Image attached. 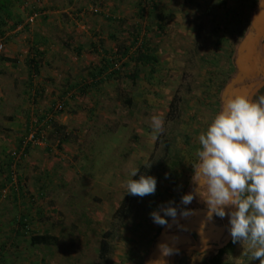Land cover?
Instances as JSON below:
<instances>
[{
  "label": "rangeland",
  "instance_id": "rangeland-1",
  "mask_svg": "<svg viewBox=\"0 0 264 264\" xmlns=\"http://www.w3.org/2000/svg\"><path fill=\"white\" fill-rule=\"evenodd\" d=\"M12 1V17L0 16V264H96L126 181L155 165L156 191L138 199L117 230L112 258L145 264L159 237L179 234L181 223L192 225L195 209H207L205 202L190 207L181 198L195 177L199 135L222 111V94L244 53L238 48L264 2ZM137 32L160 60L132 80L136 66L116 52ZM32 57L40 65L33 79ZM105 57L123 68L111 80H94ZM154 116L163 121L159 133L151 126ZM170 204L178 209L176 221L154 223L150 213ZM180 209L194 214L182 217ZM229 227L227 221L215 244L225 241ZM31 232L59 238L34 246ZM213 237L193 234L190 242ZM224 249V262L260 264L248 241ZM183 255L179 264H186Z\"/></svg>",
  "mask_w": 264,
  "mask_h": 264
},
{
  "label": "clouds",
  "instance_id": "clouds-1",
  "mask_svg": "<svg viewBox=\"0 0 264 264\" xmlns=\"http://www.w3.org/2000/svg\"><path fill=\"white\" fill-rule=\"evenodd\" d=\"M151 126L159 133L163 121L154 116ZM199 143V163L192 178L197 187L194 193L184 195L181 203L188 205L199 195L207 205L208 220L227 214L233 242L248 241L252 259L264 264V95L256 100L246 95L229 97L223 110L199 135ZM137 173L138 169L126 181V193L139 197L154 194L155 177L140 175L133 179ZM226 208L235 210L226 213ZM160 211L150 213L154 223L164 226L166 217L176 221L177 207L170 204ZM193 214L192 210H179L185 218ZM158 247L161 256L155 264H167L165 257L174 249L167 243Z\"/></svg>",
  "mask_w": 264,
  "mask_h": 264
},
{
  "label": "water",
  "instance_id": "water-1",
  "mask_svg": "<svg viewBox=\"0 0 264 264\" xmlns=\"http://www.w3.org/2000/svg\"><path fill=\"white\" fill-rule=\"evenodd\" d=\"M260 2H264V0H260ZM259 8L253 16L252 28L238 48L239 53L242 51L244 53H241V55L239 54L240 56L236 58V74L232 77L222 94V110L225 101L229 97L246 95L250 99L256 100V96L264 88V9L259 11ZM196 187V184L192 182L188 194L194 193ZM203 202L204 201L199 195H195L192 202L186 206L190 205L191 207L196 203L201 206ZM234 210L235 208H226V213ZM195 212H197V216L193 222H190L192 224L191 226L187 225L185 222L181 223L180 228L182 226L181 229L186 230H181V232L175 236L163 234L157 239L145 264H155L160 258L161 253L158 246L161 243H167L174 249L171 256L165 257L167 264H179V259L182 257V254L189 260L194 261V264H203L202 259L205 255L210 256L211 253H216L226 248L232 242L233 239L229 231L225 241L215 244V241H217L216 236H218V238L221 236V229L224 228L227 221L229 222V216L227 214L224 218H220V222L218 221L219 223H215V215H213L211 220L207 219V209L198 208L195 209ZM193 234H197L199 239L202 240H208V235H212L214 236L211 238L213 242L201 244L199 241H195L191 243L190 241H192Z\"/></svg>",
  "mask_w": 264,
  "mask_h": 264
},
{
  "label": "trees",
  "instance_id": "trees-1",
  "mask_svg": "<svg viewBox=\"0 0 264 264\" xmlns=\"http://www.w3.org/2000/svg\"><path fill=\"white\" fill-rule=\"evenodd\" d=\"M13 1L12 0H0V16L2 18V21L4 18L7 16L12 17L13 11H11L10 6L12 5ZM210 12V11H208ZM4 16V17H3ZM18 24V23H16ZM17 26V25H16ZM119 55V60H123L125 58H128L129 62H133L134 65L136 66V71L129 75L128 77L131 78L132 80H136L139 76L140 68L144 67H149L151 70L156 69L158 63H159V57L150 45H148L147 42L142 40L140 42V35H138V32L135 34L133 42L131 43L130 46H124L117 49V52ZM41 54V53H40ZM117 57V56H115ZM114 59L111 57H105L103 66L97 71V73H92V78L97 80L98 77L103 76V80L101 81H106L111 80L113 76L119 75L121 69L115 68L114 64ZM130 63H127V61L124 63L125 66H129ZM28 66H29V74L31 78L33 79L34 76H37L39 74V68L40 65L36 61L34 57L29 59L28 61ZM237 68V66H236ZM98 81V80H97ZM33 85V84H32ZM264 92V89L256 96H260V94ZM125 102L128 104H131L132 101L131 99H126ZM56 132H60L59 129H56ZM170 142L166 141V150L170 148ZM19 148H22L23 146V141L19 144ZM159 166H142L141 170L139 173H137V176L133 177V179H139L140 175H145V176H154V173L156 169ZM189 192V191H188ZM143 197L139 196H133L130 194L126 193V196L123 199L121 207L118 209L117 213L115 214L114 217V223L113 226L111 227V230L104 235H102V239L100 242V250L98 254V261L96 264H114L113 262V253H114V241L116 236L117 230L120 228L124 227L126 225V221L129 218L135 204H137L138 199H142ZM145 200V199H144ZM142 203H145V201H142ZM22 224L24 225L25 228L28 227L27 219L25 217L22 218ZM26 221V222H24ZM118 222V225L116 224ZM29 231V230H28ZM32 234L30 235V242L34 246H51L55 242L58 241L57 236H54L53 234L49 232H44V233H39V232H31ZM232 243L229 245L231 246ZM226 249H222L217 251L216 253H211L210 256H204L202 259L203 264H231L224 262L222 260V256L225 253ZM187 258L184 260L186 261L187 264Z\"/></svg>",
  "mask_w": 264,
  "mask_h": 264
},
{
  "label": "flooded vegetation",
  "instance_id": "flooded-vegetation-1",
  "mask_svg": "<svg viewBox=\"0 0 264 264\" xmlns=\"http://www.w3.org/2000/svg\"><path fill=\"white\" fill-rule=\"evenodd\" d=\"M261 91H262V90H261ZM261 91H260V92H261ZM260 92H259V93H260ZM232 241H233V240H232ZM231 243H232V242H231ZM231 243H230V244H231ZM230 244H229V245H230ZM229 245H228V246H229Z\"/></svg>",
  "mask_w": 264,
  "mask_h": 264
},
{
  "label": "crops",
  "instance_id": "crops-1",
  "mask_svg": "<svg viewBox=\"0 0 264 264\" xmlns=\"http://www.w3.org/2000/svg\"><path fill=\"white\" fill-rule=\"evenodd\" d=\"M264 89V88H263Z\"/></svg>",
  "mask_w": 264,
  "mask_h": 264
}]
</instances>
